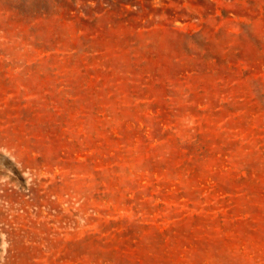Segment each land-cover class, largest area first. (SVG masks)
<instances>
[{"label": "rangeland", "instance_id": "obj_1", "mask_svg": "<svg viewBox=\"0 0 264 264\" xmlns=\"http://www.w3.org/2000/svg\"><path fill=\"white\" fill-rule=\"evenodd\" d=\"M0 264H264V0H0Z\"/></svg>", "mask_w": 264, "mask_h": 264}]
</instances>
